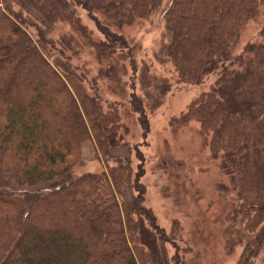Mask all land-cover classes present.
Wrapping results in <instances>:
<instances>
[{
  "label": "trees",
  "instance_id": "obj_1",
  "mask_svg": "<svg viewBox=\"0 0 264 264\" xmlns=\"http://www.w3.org/2000/svg\"><path fill=\"white\" fill-rule=\"evenodd\" d=\"M263 3L0 0L6 24L0 26V264H169V238L143 205L142 171L134 174L129 158L111 152L128 144L121 133L123 103L105 100L84 67L74 63L78 46L91 38L76 17V5L104 34L100 46L126 50L122 55L135 72V48L111 30L113 21L123 26L136 16L160 13L169 37L160 57L175 67L178 81L200 86L216 76L175 122L200 123L232 196L228 245L244 247V262L258 257L264 251V40L237 56L229 49ZM99 10L112 17L99 19ZM60 24L72 31H61L57 39ZM144 71L147 79L149 70ZM123 73L111 77L117 79L109 87L113 92ZM169 86L155 81L158 100ZM131 103L145 115L140 97L133 94ZM86 139L95 141L108 171L74 173L72 161ZM124 190L136 192L130 203L119 199Z\"/></svg>",
  "mask_w": 264,
  "mask_h": 264
},
{
  "label": "rangeland",
  "instance_id": "obj_2",
  "mask_svg": "<svg viewBox=\"0 0 264 264\" xmlns=\"http://www.w3.org/2000/svg\"><path fill=\"white\" fill-rule=\"evenodd\" d=\"M76 6V17L91 38L78 46V51L75 49L74 63L84 67L90 82L97 83L105 100L123 103L119 109L123 123L121 133L128 144L117 146L111 152L115 157L129 158L134 174L142 171L140 182L146 190L143 205L151 209L157 224L169 238L165 243L169 264H263L264 251L253 260L244 262V247L228 245L231 233L227 215L232 196L223 185L228 179L220 169V158L213 157L200 123L196 120L182 125L175 122L201 92L209 89L216 76H208L200 86L178 81L175 67L168 62L165 64L160 57L163 45L169 40L166 22L160 13L136 16L123 26L113 21L111 30L126 36L135 48L134 59L138 66L135 72L130 59L122 55L126 50L115 46L113 53V48L100 46L106 43L104 34L88 11ZM96 14L103 21L112 17L101 10ZM0 26L6 27L1 18ZM63 30L72 31L69 26L60 24L53 36L59 37ZM263 30L264 3L257 16L243 25L229 53L240 55L248 45L263 41ZM30 33L36 36L32 27ZM75 35L79 37L78 33ZM91 40H94L93 44H89ZM144 69L149 70L147 79ZM117 72L124 73L120 89L113 92L109 87L115 85L117 79L111 77ZM155 81L170 84V90L162 100L156 98ZM146 85L150 93L147 99L144 97ZM87 87L92 92L91 85L87 83ZM133 94L140 97L145 115L134 111L131 105ZM106 162L99 156L95 141L86 139L72 164L74 173L82 175L108 171ZM109 162V166H114L113 160ZM135 194V191L124 190L119 199L130 203Z\"/></svg>",
  "mask_w": 264,
  "mask_h": 264
}]
</instances>
